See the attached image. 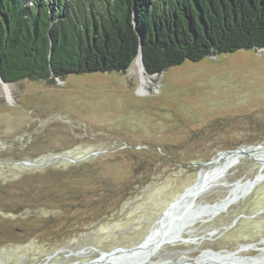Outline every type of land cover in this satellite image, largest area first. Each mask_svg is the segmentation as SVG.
<instances>
[{
	"label": "rangeland",
	"instance_id": "374dc122",
	"mask_svg": "<svg viewBox=\"0 0 264 264\" xmlns=\"http://www.w3.org/2000/svg\"><path fill=\"white\" fill-rule=\"evenodd\" d=\"M236 146L261 154L222 157ZM202 172L175 211L194 215L165 217ZM260 173L264 48L154 75L137 58L126 72L0 80V264L113 260L98 250L141 248L160 219L157 235L173 227L127 264L241 246L264 264V177L248 190Z\"/></svg>",
	"mask_w": 264,
	"mask_h": 264
},
{
	"label": "trees",
	"instance_id": "16d2710c",
	"mask_svg": "<svg viewBox=\"0 0 264 264\" xmlns=\"http://www.w3.org/2000/svg\"><path fill=\"white\" fill-rule=\"evenodd\" d=\"M140 48L150 75L263 49L264 0H0L7 83L126 72Z\"/></svg>",
	"mask_w": 264,
	"mask_h": 264
},
{
	"label": "water",
	"instance_id": "95a60500",
	"mask_svg": "<svg viewBox=\"0 0 264 264\" xmlns=\"http://www.w3.org/2000/svg\"><path fill=\"white\" fill-rule=\"evenodd\" d=\"M138 56L141 57V63L143 65V68L146 70L145 65H144V61H143V53H142V49L140 48V52L138 54ZM137 56V58H138ZM136 58V59H137ZM147 71V70H146ZM0 80L2 82H4L5 84H8L0 75ZM231 152H240L242 155L245 156H251L250 152H247L245 150V148H236L231 150ZM264 177V175L262 173L258 174L256 176V178L252 181H250V187L248 190H250L259 180H261ZM192 186L188 187L182 194L181 196L173 203L171 204V206L165 211V213L167 215H170L172 217L173 221H178L179 225H183L184 223H186L194 214L191 213H185L183 215H178L175 213L176 209L182 205L184 202H186V200L184 199V196L186 194V192L191 188ZM192 204V203H191ZM190 204V205H191ZM189 205V206H190ZM254 243H250L247 245H253ZM140 246H134V247H117L114 248L110 251H103V250H98L99 252H103L105 253L106 256L110 257L113 256V260H105L102 259L100 256L95 258L94 260H91L90 262H86V263H82V264H104L105 262H110L111 264H127L126 260L124 257L121 256H114L116 251L119 250H124V251H131L133 249H135L136 247ZM259 248V247H258ZM242 246L234 251H227L226 253H224L222 250L219 251H213V250H204L195 261H184L183 263H181L180 261L176 262L173 260H166L163 262H156L154 261V264H246V263H238V261H243V260H251L252 263L251 264H258V258L257 257H251V256H242L240 257L238 255L239 252H241ZM263 249V248H262ZM202 255H204L205 257L202 258ZM200 258V259H199ZM75 264H80V263H75ZM131 264H136V263H131Z\"/></svg>",
	"mask_w": 264,
	"mask_h": 264
},
{
	"label": "bare ground",
	"instance_id": "6f19581e",
	"mask_svg": "<svg viewBox=\"0 0 264 264\" xmlns=\"http://www.w3.org/2000/svg\"><path fill=\"white\" fill-rule=\"evenodd\" d=\"M138 58L140 59V62H141V57L140 56H138ZM141 65H142V63H141ZM142 67H143V65H142ZM4 83V82H3ZM245 150L247 151V152H250L251 154H253V153H260L261 154V151H260V148H252V147H250V148H245ZM231 154H229V153H222L223 155H222V157H224L226 160H229L230 158H232L233 156H235L236 154H239V155H242L240 152H230ZM242 156H244V155H242ZM260 156V155H259ZM201 174V173H200ZM202 176H203V172H202V174H201V176H200V178H199V181H197L194 185H192V187L186 192V194H185V196H184V199L186 200V199H188L189 198V196L191 195V194H193L198 188H199V186H200V183H201V179H202ZM225 205V202L224 203H222V204H220V205H218V206H216L215 208H211V209H207V210H209V211H216V210H220V209H222V207ZM165 215V217L166 216H169V215H167L166 213L164 214ZM162 218V217H161ZM164 220L165 219H160V221L157 223V225H155L154 226V228H153V230H152V232H151V234L147 237V240H146V243H145V245L143 246V247H141V248H138V249H133V250H131V252L133 253V254H131V255H128V254H125V253H122V252H119V253H115V255L114 256H121V257H124V258H127V259H135L137 256H139V255H143L146 251H148V249L150 248V247H152V246H154V245H156L157 243H158V238L161 236V238L160 239H162V237L163 236H165L167 233H168V231L170 230V228L171 227H173V226H167L166 227V229H165V232H163L161 235H157V230H158V228H159V226L161 225V223L162 222H164ZM169 221V220H168ZM176 222V221H175ZM168 223V222H167ZM139 247V246H138ZM119 251H124V250H119ZM117 252V251H116ZM124 252H126V251H124ZM108 257V256H107ZM109 259H111V258H113V256H110V257H108ZM113 259H115V258H113Z\"/></svg>",
	"mask_w": 264,
	"mask_h": 264
}]
</instances>
